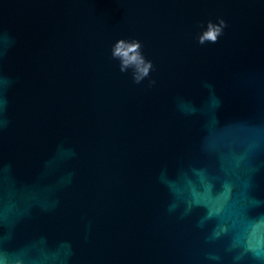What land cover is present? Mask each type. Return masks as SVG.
I'll use <instances>...</instances> for the list:
<instances>
[{
    "label": "water",
    "instance_id": "95a60500",
    "mask_svg": "<svg viewBox=\"0 0 264 264\" xmlns=\"http://www.w3.org/2000/svg\"><path fill=\"white\" fill-rule=\"evenodd\" d=\"M0 264H264V0H0Z\"/></svg>",
    "mask_w": 264,
    "mask_h": 264
},
{
    "label": "clouds",
    "instance_id": "9594fccd",
    "mask_svg": "<svg viewBox=\"0 0 264 264\" xmlns=\"http://www.w3.org/2000/svg\"><path fill=\"white\" fill-rule=\"evenodd\" d=\"M226 26L227 24L223 19L218 24L209 22L207 30L199 37V43L204 44L206 41L217 42L218 37L222 35ZM141 47L142 44L138 40L126 42L121 39L114 45L112 50L113 58L121 61V72H126L129 67H134L133 78L136 83H140L145 77H148L150 70L153 68L152 62L146 60L144 55L141 54ZM152 83H155V81Z\"/></svg>",
    "mask_w": 264,
    "mask_h": 264
}]
</instances>
